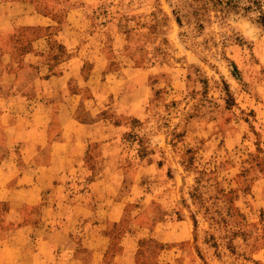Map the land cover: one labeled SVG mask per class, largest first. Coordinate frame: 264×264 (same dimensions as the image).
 Returning <instances> with one entry per match:
<instances>
[{
	"label": "rangeland",
	"instance_id": "1",
	"mask_svg": "<svg viewBox=\"0 0 264 264\" xmlns=\"http://www.w3.org/2000/svg\"><path fill=\"white\" fill-rule=\"evenodd\" d=\"M251 1L0 0L19 32L34 14L73 24L95 69L80 118L90 157L112 158L100 188L115 176L126 217L99 218L128 233V264H264V0Z\"/></svg>",
	"mask_w": 264,
	"mask_h": 264
},
{
	"label": "crops",
	"instance_id": "2",
	"mask_svg": "<svg viewBox=\"0 0 264 264\" xmlns=\"http://www.w3.org/2000/svg\"><path fill=\"white\" fill-rule=\"evenodd\" d=\"M31 18L20 32L14 18L0 24V264H128V233L116 240L99 218L102 210L113 225L126 217L115 176L107 173L100 188L99 166L112 158L90 157L95 132L80 118L82 106L95 103L84 96V75L95 69L84 70L69 40L73 24ZM54 42L71 56L59 60Z\"/></svg>",
	"mask_w": 264,
	"mask_h": 264
},
{
	"label": "trees",
	"instance_id": "3",
	"mask_svg": "<svg viewBox=\"0 0 264 264\" xmlns=\"http://www.w3.org/2000/svg\"><path fill=\"white\" fill-rule=\"evenodd\" d=\"M252 5L256 4V6H258L259 8H262V0H253L251 1ZM264 20V11L262 13V18Z\"/></svg>",
	"mask_w": 264,
	"mask_h": 264
}]
</instances>
